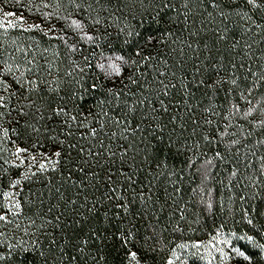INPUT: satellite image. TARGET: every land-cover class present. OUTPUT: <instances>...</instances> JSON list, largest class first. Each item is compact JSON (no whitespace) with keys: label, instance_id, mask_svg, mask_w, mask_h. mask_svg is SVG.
Wrapping results in <instances>:
<instances>
[{"label":"trees","instance_id":"obj_1","mask_svg":"<svg viewBox=\"0 0 264 264\" xmlns=\"http://www.w3.org/2000/svg\"><path fill=\"white\" fill-rule=\"evenodd\" d=\"M43 2L69 36L0 38L32 88L7 138L53 153L18 182L0 264H264V0Z\"/></svg>","mask_w":264,"mask_h":264},{"label":"rangeland","instance_id":"obj_2","mask_svg":"<svg viewBox=\"0 0 264 264\" xmlns=\"http://www.w3.org/2000/svg\"><path fill=\"white\" fill-rule=\"evenodd\" d=\"M37 0H17L13 4H0V38L7 36L22 37L31 33L30 30L38 29L46 35L56 34L59 31L61 36L67 37L66 32L58 29L57 20L54 19L52 7L47 9L48 3L41 5L44 10L36 11L32 8L34 5L32 2ZM73 17H66L62 19L63 22L70 20ZM80 19V18H79ZM69 25L78 27L81 31H86L78 19H72L69 21ZM31 35H33L31 33ZM60 35V34H58ZM87 34H83V38ZM72 47H76L72 44ZM124 65L123 59L117 54L104 53L98 60V66L100 70L109 78L114 79L116 83L121 76L122 68ZM3 59L0 58V171L8 174V184L1 185L0 189L5 195L4 199H1L0 216L9 217L10 214L17 212L16 209V197H18V183L19 180L27 178L28 174H33L40 167H49L53 163V153L48 148H42L44 146L36 147L30 146V148L17 147L13 144V140H8V131L13 126L12 116L14 111H17V103H21L24 99V103H28L30 97L31 87L29 82L25 85L23 82H18L13 77L10 69ZM119 83V81H117ZM23 96V98H21ZM249 108V107H248ZM246 110L247 115L252 112L249 108ZM251 109V110H250ZM239 111V108H237ZM8 120L4 123V117ZM249 116V115H248ZM210 162L205 163L202 166V175L208 176L210 173ZM165 264H171L168 259Z\"/></svg>","mask_w":264,"mask_h":264},{"label":"snow or ice","instance_id":"obj_3","mask_svg":"<svg viewBox=\"0 0 264 264\" xmlns=\"http://www.w3.org/2000/svg\"><path fill=\"white\" fill-rule=\"evenodd\" d=\"M254 2H255V0H249V3H254ZM0 83H2V82H0ZM57 155H59V153H57ZM17 183H18V181H17ZM2 219H4V217L0 216V220H2ZM133 256H135V253H133Z\"/></svg>","mask_w":264,"mask_h":264}]
</instances>
